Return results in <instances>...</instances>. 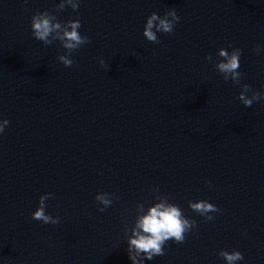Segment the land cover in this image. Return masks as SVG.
<instances>
[{
  "label": "water",
  "instance_id": "obj_1",
  "mask_svg": "<svg viewBox=\"0 0 264 264\" xmlns=\"http://www.w3.org/2000/svg\"><path fill=\"white\" fill-rule=\"evenodd\" d=\"M60 0H0V264H132L127 248L138 203L163 195L131 40L128 0H80L56 14L79 19L85 44L65 67L31 17ZM104 60L101 66L99 61ZM159 188L158 193L153 189ZM112 193L100 212L96 195ZM51 193L46 214L31 218ZM115 197H119L116 199ZM144 264H183L179 244Z\"/></svg>",
  "mask_w": 264,
  "mask_h": 264
},
{
  "label": "clouds",
  "instance_id": "obj_2",
  "mask_svg": "<svg viewBox=\"0 0 264 264\" xmlns=\"http://www.w3.org/2000/svg\"><path fill=\"white\" fill-rule=\"evenodd\" d=\"M25 3H27V0H25ZM79 5L80 0H60V3L52 11L37 12L31 17L30 21L33 37L42 42L43 45L48 46L55 41L60 42L65 54L58 56V60L65 67L73 66L72 54L85 44L90 43V40L87 35L80 34L81 23L79 19H69L61 22L56 14L64 11L66 7H70L73 12H76ZM179 20L180 17L176 14L175 9L166 10L163 17L152 13L146 19L143 36L147 41L159 44L157 33L172 35ZM228 48H231V51H228L227 48L218 51L214 67L225 82L231 81L234 85L241 86L242 90L238 99L245 107H251L254 102L264 100V93L253 90L247 84L241 85L242 73L239 68L242 50L233 48L231 44L228 45ZM262 50L264 49H261L259 45L253 48L256 53H260ZM205 59L211 62L213 58L211 55H207ZM99 63L101 66L105 65L104 60H100ZM248 93H251L250 97ZM8 125V120L0 121V134H3ZM159 191L158 187L153 189L154 193ZM113 196L114 194L107 192L96 195V202L102 205L98 211L103 212L106 208L112 206ZM52 198L51 193L39 197V206L31 216L33 220L40 221L43 224L56 225L59 223V217H53L46 214L45 211L46 201ZM115 198L119 199V197ZM155 201L157 202L147 207L146 211L145 204L138 203L136 212L144 214L136 216L134 227L125 226V234L131 233L127 252L132 264H144V260H152L156 256H163L165 254L164 246L169 240L174 241L176 244H183L186 235L196 228V222L186 218L179 205L171 203L167 196L155 195ZM188 206L193 212L204 217L206 221L214 219L209 213L219 211L215 205L207 201H188ZM217 255L226 264H237V262L244 260L243 254L236 250L232 252L221 250Z\"/></svg>",
  "mask_w": 264,
  "mask_h": 264
}]
</instances>
